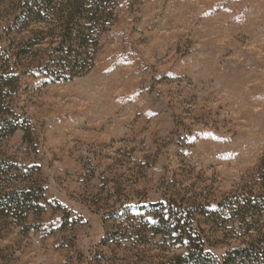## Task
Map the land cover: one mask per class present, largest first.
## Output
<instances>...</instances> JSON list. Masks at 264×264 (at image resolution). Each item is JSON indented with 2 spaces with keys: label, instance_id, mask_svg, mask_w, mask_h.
<instances>
[{
  "label": "rangeland",
  "instance_id": "1",
  "mask_svg": "<svg viewBox=\"0 0 264 264\" xmlns=\"http://www.w3.org/2000/svg\"><path fill=\"white\" fill-rule=\"evenodd\" d=\"M4 30L2 54L31 37ZM35 68L0 158L41 199L0 214V264H167L186 251L152 230L161 209L227 197L264 153V0H119L88 74Z\"/></svg>",
  "mask_w": 264,
  "mask_h": 264
},
{
  "label": "trees",
  "instance_id": "2",
  "mask_svg": "<svg viewBox=\"0 0 264 264\" xmlns=\"http://www.w3.org/2000/svg\"><path fill=\"white\" fill-rule=\"evenodd\" d=\"M118 1L1 0L0 25L5 33L31 37L12 44L10 53L0 51V142L16 130V122L4 116H10L17 72L35 66L34 73L37 70L55 81L88 74L101 36L116 21ZM45 41L48 50L33 52ZM15 171V162L0 158V214L18 213L25 219L39 206L42 188L34 182L19 185L18 179L13 180ZM185 204L187 209L169 204L150 225L155 234L176 238L178 249L186 251L173 255L167 264H264V153L236 192L218 201ZM217 243L228 247L221 260L208 250Z\"/></svg>",
  "mask_w": 264,
  "mask_h": 264
}]
</instances>
